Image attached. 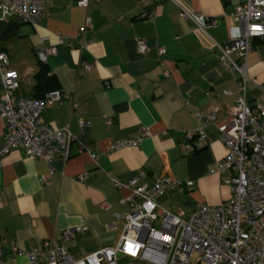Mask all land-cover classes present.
<instances>
[{"label": "crops", "instance_id": "1", "mask_svg": "<svg viewBox=\"0 0 264 264\" xmlns=\"http://www.w3.org/2000/svg\"><path fill=\"white\" fill-rule=\"evenodd\" d=\"M244 1L90 0L84 8L77 0H52L49 15L35 23L17 16L0 20V47L20 74L17 94L37 98L35 75L42 68L37 46L46 37L44 44L57 48L44 63L48 76L56 79L53 90L69 94L75 103L62 100L40 116L44 123L69 126L74 134L68 159L55 155L53 173L45 160L28 156L22 148L4 158L0 239L5 264H31L26 254L13 252L11 243L31 250L54 238L75 255L116 245L124 225L117 218L124 213L119 200L130 191L116 189L112 178L127 181L142 171L139 183L149 188L162 175L192 180L193 187L170 194L188 203L191 209L185 213L200 202L218 204L231 196V187L217 171L226 154L218 127L236 103L239 75L222 63L217 44L228 46L231 37L241 35L242 26L233 15ZM178 4L214 23L200 29L180 15ZM88 18L89 43L79 50L70 42H76ZM138 40L148 47L144 54L138 52ZM85 61L94 67L86 70ZM248 72L247 98L256 108L264 105V38L254 39ZM4 92L0 75V96ZM197 110L216 111V119L205 128L207 138L195 139L196 149L189 152L186 132L200 125ZM143 126L150 134L140 145L110 151L114 142L137 136ZM6 132L0 116V148ZM91 153L97 154V164ZM82 174L84 180L79 179ZM168 200L163 196L159 202L167 208ZM82 226L87 229L74 238H61L64 230Z\"/></svg>", "mask_w": 264, "mask_h": 264}, {"label": "built area", "instance_id": "2", "mask_svg": "<svg viewBox=\"0 0 264 264\" xmlns=\"http://www.w3.org/2000/svg\"><path fill=\"white\" fill-rule=\"evenodd\" d=\"M51 1L0 0V20L17 16L24 22L35 23L49 15ZM89 1L77 0V4L87 8ZM179 7L180 15L194 21L202 30L214 23L205 14ZM233 18L242 26L241 35L231 37L228 46L217 44L222 63L239 75L236 103L229 118L218 127L226 154L218 161L217 171L222 174V182L231 187V196L218 204L200 202L189 213L174 212L163 207L159 199L167 194L184 192L186 187L194 186V181L183 182L162 175L149 188L139 183L144 176L142 171L127 181L112 178L116 189L130 191L119 200L124 213L118 214L117 218L124 219V225L116 245L91 253L82 250L80 255H75L58 240L49 238L31 250H23L11 243L14 253L26 254L31 264H120L121 257L129 260L127 264H264V105L259 103L252 108L247 98L251 81L248 56L254 49V39L264 38V0H245L236 8ZM90 27L88 18L80 28L76 42L71 40L70 44L76 43L79 50L84 49L89 43L86 33ZM45 38L37 46L42 63L57 52L55 45L44 44ZM59 44L64 45L65 41L60 39ZM137 49L140 54L148 50L144 40H138ZM159 52L164 53V48L159 47ZM82 65L86 70L94 67V63L88 61ZM0 75L5 89L0 96V116L7 128L4 145L0 148V170L5 156L22 148L28 156L45 160L53 173L55 155L58 153L68 159L74 134L69 126L44 123L40 116L47 106L65 99L75 104L73 99L60 90H51L43 98L19 96L20 74L10 66L9 55L1 47ZM223 93L230 94L231 91ZM196 115L200 125L186 132L185 148L189 152L196 149L195 139L207 138L205 128L216 119V111L203 113L197 110ZM107 124H111V119ZM149 134V129L143 126L137 136L114 142L110 151L136 147ZM91 156L97 164V154L91 153ZM84 178L85 174L79 176L80 180ZM86 229L87 226L66 229L61 238H74ZM0 264H5L1 239Z\"/></svg>", "mask_w": 264, "mask_h": 264}, {"label": "trees", "instance_id": "3", "mask_svg": "<svg viewBox=\"0 0 264 264\" xmlns=\"http://www.w3.org/2000/svg\"><path fill=\"white\" fill-rule=\"evenodd\" d=\"M36 97L43 98L45 94L56 89V79L54 76H48L47 67L42 63L41 70L35 75Z\"/></svg>", "mask_w": 264, "mask_h": 264}, {"label": "rangeland", "instance_id": "4", "mask_svg": "<svg viewBox=\"0 0 264 264\" xmlns=\"http://www.w3.org/2000/svg\"><path fill=\"white\" fill-rule=\"evenodd\" d=\"M165 197L167 199H169L168 205H166V206H168L167 209L172 210L174 212H179L181 210H183L185 212L190 211L191 208L189 207L188 203H186L185 201L181 202V200H178V199L176 200L175 198L172 199L170 194H167ZM183 198L185 199V197H183ZM194 199L195 198L193 197V199H191L189 201L191 203H194V201H193ZM156 225H158V223ZM119 261H120V264H127L129 260L125 257H121V258H119ZM194 261H195V258H193V262Z\"/></svg>", "mask_w": 264, "mask_h": 264}]
</instances>
